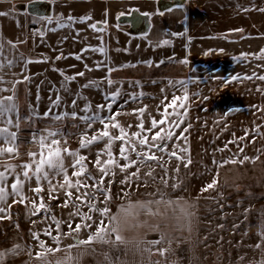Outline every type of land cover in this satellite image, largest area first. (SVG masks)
Listing matches in <instances>:
<instances>
[{
	"label": "rangeland",
	"instance_id": "obj_1",
	"mask_svg": "<svg viewBox=\"0 0 264 264\" xmlns=\"http://www.w3.org/2000/svg\"><path fill=\"white\" fill-rule=\"evenodd\" d=\"M52 3L64 6L52 8V13L41 14L40 18H35L37 13H32L28 30L43 33L49 17L52 22L65 18L63 21L68 23L65 25H70L67 28H73L75 24V35L68 33L69 43L73 47L76 42V50L82 54L81 63L88 64L92 60L93 67L91 77L95 85L91 88V98L86 96V105L90 107L86 113L88 116L98 114L106 118L119 112L116 119L131 135L139 131L136 127L139 123L138 113L134 110L146 107L143 120L147 129L151 127L153 117L158 121L162 118L164 105L169 104L174 97H179L176 105L169 107L168 111H186L187 116L181 128H174L173 131L179 135L181 129L191 125L185 133L187 141L176 140L175 137L167 141L169 151L176 150L179 153V147L189 149V152L179 154L185 160L190 157V165L185 167L174 157L156 152L157 156H163L161 163L164 167L158 166L156 161L140 165V178L130 181L131 187L120 183L125 174L117 169L115 183L111 185L112 199L105 205L100 202L103 197L97 194L94 201L97 207L107 206L110 215L123 216L122 208H127L129 203L163 198L190 206L189 211L194 212L195 216L191 218L189 231L187 220L176 219L182 215L178 206L166 208L164 204H153L152 212L159 210L166 215H150L140 210L137 221L141 226L123 233L132 241L127 246L93 243L69 249L68 246L76 244L77 240H86L101 219L108 224L107 217L89 213L96 222L92 228H86L78 234L62 235L59 243L61 251L38 258L37 254L43 250L39 242L33 239V232L40 233V240L46 246L56 248L57 244L50 236L43 234L50 224L53 229L55 224L51 220H44L43 213L30 215L31 199L36 198L30 190L36 187L33 178L24 187L25 195L30 198L26 202L27 206L13 203L18 197L11 195L4 204H0V207L5 208V212L0 213V217H3L0 218V254H3L0 264H57V261H63L69 255L73 258L70 264H131V258H136L138 254H143L147 264H233L243 261L254 263L259 255L264 256V239L258 233L264 230V111L258 110L264 109V81L256 78L264 75V59H256L253 55L259 54L264 47L260 45L262 49L253 48L256 51L246 57L231 50V56H215L212 59L210 46L205 50L207 42L202 41L203 38H208L209 43L212 38L235 40L244 34L252 38L263 37L264 12L259 9H264V0H52ZM81 4L82 7L79 6ZM69 15L75 18L89 15L97 29L102 31L96 33V30H91L86 36L87 40L82 41L86 30L76 22H69ZM238 29L243 31H236ZM30 40L27 39L21 45L28 52ZM164 40L170 43L162 44ZM97 47L105 49L102 56L97 55L98 51H91ZM217 52L223 53L224 49ZM28 55L31 58L30 52ZM67 59L71 60V57H66L65 62ZM95 65L101 68V72L94 71ZM58 72L61 73L59 68ZM246 76L253 78L245 79ZM109 79L113 82L111 85L107 82ZM15 88L19 115L25 119L21 121L18 131V137L23 140L18 143L19 155L12 156L10 160H0V172H5V184L9 191L15 173L6 171L4 165H16V172L19 173L21 169L18 166L31 161L28 153L40 151L32 141V134H44V129L59 131L60 135L55 138L60 139L61 144L66 140L67 147L79 150L81 155L88 157V161H95L96 153L104 148L105 142L80 148L81 133L86 131L85 122L79 119L83 115L77 113L75 119L69 116L59 121L53 119L54 116L28 119L24 81ZM73 90L76 91V88ZM117 91L120 95L113 101L111 97ZM185 95L187 100L183 99ZM133 96L137 98L133 99ZM108 104L112 105V112L108 111ZM181 104L184 107H180ZM97 105H105V108L100 110ZM176 119L175 116L169 117V120ZM160 127L167 129L168 125ZM102 129L103 124L97 120L87 129V135H95ZM110 131L113 135L119 134L118 129L110 127ZM152 134L142 133L149 137ZM238 137L245 139L228 143ZM237 144L244 148L243 153L238 152ZM119 148L120 142L117 141L113 145L117 159ZM131 155L136 159L135 153ZM244 156L251 159L243 164L226 163L219 166L224 161L242 159ZM72 162L71 157L65 158L69 176ZM120 163L125 161L120 160ZM88 170L99 179L100 174L91 163H88ZM150 170L154 179L145 175ZM133 171H136L135 167L129 169V172ZM161 177L167 180V185ZM214 179L217 180L215 187L202 191ZM57 181L62 182V178L56 177L53 183ZM105 184L107 186V178ZM43 185L45 192L41 195L50 204L51 214L62 222L71 220L73 227L81 223L79 217H69V212L75 211L71 205L68 208L58 207L65 199L63 191L58 193L59 200L49 201L47 183L43 182ZM122 188L127 195L121 192ZM81 211L88 212V209L82 206ZM157 224L160 225L159 230L154 227ZM61 232H68L65 223L61 224ZM162 234L166 236L162 244L153 246L148 243L160 240ZM52 235L57 233L53 231ZM140 241L142 243H138ZM180 243L182 250L177 246ZM257 244L261 247H255ZM145 249H151V252ZM157 249L169 251L160 255Z\"/></svg>",
	"mask_w": 264,
	"mask_h": 264
},
{
	"label": "snow or ice",
	"instance_id": "obj_2",
	"mask_svg": "<svg viewBox=\"0 0 264 264\" xmlns=\"http://www.w3.org/2000/svg\"><path fill=\"white\" fill-rule=\"evenodd\" d=\"M259 11L264 12V9H259ZM163 15V13H159ZM7 15V13L0 12V16ZM144 15H149L148 13H144ZM49 22H51V18H47ZM91 16L86 15L79 18H75L72 15H69L67 17V20L69 22H79V23H85L86 21L90 20ZM61 27H66L70 25L61 24ZM90 27L93 30L96 31H102V29H97L96 24H91ZM55 30V29H53ZM236 31H243L242 29H238ZM43 35V33H41ZM173 35H183L173 33ZM11 44L12 42L9 41ZM162 44H168L170 43L167 40H164L161 42ZM15 47V44L12 45ZM2 45H0V51H2ZM85 51H88V49H85ZM91 51H99L103 53L105 49L103 48H92ZM247 53L242 54V56L246 57ZM256 59H264V49L260 51L259 54H253ZM61 56H57L56 59H61ZM77 60L81 59V55L77 54L75 56ZM36 62H42V61H36ZM27 63H33V61L29 60ZM8 65H12V61L8 62ZM25 65V66H26ZM4 67L3 64H0V70H2ZM87 67V65H85ZM54 71L56 69H53ZM91 70V69H89ZM111 71V70H109ZM63 75V73L61 72ZM77 76H83L84 72H78L76 74ZM253 75H256L255 73ZM75 76L72 77H65L66 80H75ZM245 79H252L251 76L244 77ZM257 79L264 81V75L256 76ZM233 79H239V77H233ZM24 80H30V77L25 76ZM0 82H3V77H0ZM23 81H16L15 83H22ZM109 85H111L113 82L112 80L107 81ZM138 83V82H137ZM95 85V82H89L88 84L83 85V87L88 88ZM98 87V85H96ZM259 90V89H258ZM0 91H12L13 95L10 96H3L0 97V121H2L6 126L0 127V139L3 140V143L8 145L7 147H0V155H9V156H18L19 155V144L17 143L19 137H18V131L20 129V123L24 117H21L19 115L18 107L15 103H13L14 95H15V86H13L12 89H0ZM163 91V90H162ZM120 95V93L117 91L114 93L111 97L113 101L116 100V98ZM140 96H143V93L139 94ZM136 96H133V99H136ZM187 95L184 96V100H187ZM165 99H167L165 97ZM179 97H174L173 100L169 104L164 105V110L161 113L162 118L158 121L154 117L151 119V127L145 128L143 116L146 112L145 108H140L134 110V112L138 113V119L139 123L136 125V127L139 129V131L132 132L131 135L126 131L124 126H122L119 121L116 119L118 115H120L119 112L108 116L106 118H101L98 114L93 116L84 115L79 117L80 120L84 121L86 124V131L84 133H81L80 138V148H89L94 143H99L101 141H104V148L99 150L96 153V159L95 161H88V157L81 155L79 153V150H72L69 147H67V141L65 140L63 144H61V140L57 139L58 135H60L59 131H50L45 130L46 135L44 134H32V141L36 143L40 149L39 153L36 152H29L28 155L31 158V161L28 163H24L22 165H19L21 171L19 173L16 172V165L6 164L4 165L6 171H11L15 173L14 182L10 185V191L6 187V175L5 172H0V204H4L7 201V198L11 195L14 197H18V199H14L13 203H21L25 204L27 206L26 202L30 199L27 197L24 193V187L25 183L28 181H31L33 178L36 181V187L31 188L30 190L34 193L35 199H31V210L30 215L32 216H38L41 213H43V219L44 220H51L53 224H55V228L53 229L51 224L46 228L43 232L44 235L50 236L52 240L57 244L56 248H51L46 246L45 242L43 240H40V233L33 232L32 236L33 239L37 240L39 242V247L43 250L42 252L38 253V258H43L48 253H56L61 251L59 248V243L62 235H72L73 233H79L82 230L86 228H92L93 223H96L93 221V216L89 215V213H99L101 217H107L108 218V224H105L104 220L101 219L96 224L95 231L88 236L86 240H77L76 244L69 245V249L72 247H78L81 245H91L93 243H101V244H111L116 247H119L120 245L127 246L128 244L132 243V241H129L125 235H123L124 231L135 229L137 227H140L141 225L137 221V217L140 214V210L146 211L150 215H160L165 216V212H160L157 210L156 212L151 211V206L153 204H156L157 206L164 204L165 207H172L173 205H176L179 207L180 212L182 213L181 216L176 217L177 221L180 220H187V227L189 231L191 230V218L195 216V213L192 211H189V207H186L185 205L181 204L180 201H171L167 200L165 201L163 198L160 200L155 201H146V202H135V203H129L127 208H122L123 216L121 215H110V208L107 206L103 208L97 207V204L94 202L97 199V194H99L101 197H103L101 203L107 205V203L112 199V193H111V185L115 183L114 177L116 176V170L118 169L119 172L124 173V179L120 181L122 185H126L128 187H131L130 181L134 179L140 178V172H139V166L142 164H145L148 161H156L157 165L160 167H164L163 163L161 161L163 160V156H157L156 152L160 153H166L169 158H175L177 161H180L184 164L185 167L190 165L192 163L190 157L185 160L184 156H181L179 153H187L189 152V149L187 147H179V153L176 150L169 151V146L167 141H172L175 137L176 140L183 139L184 141H187V136L185 133L188 132L189 128L191 127L190 124L185 126L183 129H181L180 134L176 135V133L173 131V129H180L181 125L185 123V117L187 116V112L180 113L177 111H173L169 113L168 109L169 107H174L177 103V100H179ZM59 101L60 97L57 96L56 100L53 102L52 107H59ZM163 103V102H162ZM72 107H76V100L72 101ZM159 107V106H158ZM180 107H184L183 104L180 105ZM97 108L100 110H103L105 108V105H97ZM107 109L109 112H112V105L108 104ZM90 110L89 106H85L82 111L88 112ZM259 111H264V109H259ZM51 111V108L49 109V112ZM15 113V120L13 119L12 114ZM45 116H48V113H45ZM71 117L73 119L77 118V113L72 112L64 113L63 116L56 115L53 117V119L59 121L66 117ZM175 116L177 117L176 120H169V117ZM28 119H31V117H27ZM99 120L101 124H103V129L98 131L95 135L88 136L87 135V129H90L92 126V123ZM107 121V122H105ZM167 124L168 127L165 129L164 127H160L162 125ZM14 127L17 129V131H10L9 127ZM110 127L112 129H118L119 134L113 135L110 131ZM131 127V125H129ZM159 128V130H156ZM156 130V131H154ZM144 132H150L153 133L151 137L148 135H142ZM258 132V129H257ZM234 135V134H233ZM247 135V133H246ZM245 137H238L236 140L229 141L228 143H237V140H243ZM120 142V148H119V159H117L113 152V145L115 142ZM254 142V141H253ZM238 152L243 153L244 148L240 147L239 144H237ZM225 148H227V144L225 145ZM147 149V150H145ZM155 149V151H153ZM224 149H220V151H223ZM132 153H135L136 159L132 158ZM38 156V159H37ZM71 157L72 158V173L71 176L68 174V167L65 164V158ZM106 157V159L104 158ZM248 156H244L242 159H229L227 161L222 162L219 166H223L226 163H232V164H243L245 161L250 160ZM256 159H259V157H256ZM120 160L125 161V163L121 164ZM87 161V163H86ZM88 163H91L92 166L99 172V179H97L95 176H93L92 172L88 170ZM216 163V161H214ZM135 167L136 171L129 172V169ZM176 171H179V167H177ZM147 177H153L152 171H148L145 173ZM56 177H61V181H57L56 183H53V180ZM107 178V186L105 184V180ZM162 182L167 185V180H165L163 177H161ZM43 182L47 183V194H48V200H59V191H63V194L65 196L63 204L58 205V207L68 208L69 205H71L75 211L69 212V217H79L81 220V223L75 224L73 227V223L71 220L69 221H60L56 218L55 215H52V209L50 204L45 202V198L41 193L45 192V187L43 185ZM217 183V180L214 179L212 183L208 184L202 191H207L208 189H212L215 187ZM138 187V186H137ZM173 187H178V185H173ZM89 189H92L94 191H89ZM121 192L124 195H127L124 191V189H121ZM87 207L88 212H82L81 207ZM10 207V206H9ZM175 211V208L173 209ZM5 208L0 207V213H4ZM3 218V217H0ZM89 221H92V223H89ZM35 223V221H32ZM65 223L68 228L67 233L61 232V224ZM159 230L160 225H154ZM55 231L57 235L53 236L52 232ZM114 236V239L112 237ZM166 239V236L164 234L161 235L160 240L155 241H149L148 243L155 246L159 245L163 240ZM142 243V241L138 242ZM138 246V245H137ZM255 247L260 248L261 245L257 244ZM145 251L151 252V249H145ZM160 255H165L166 252L169 251V249H157ZM3 254H0V257H2ZM72 257L69 255L66 257L63 261H57V264H70L72 261ZM105 259L107 260L108 257L106 256ZM243 259V257H241ZM158 264V262H157ZM259 264H264V260L260 261Z\"/></svg>",
	"mask_w": 264,
	"mask_h": 264
},
{
	"label": "crops",
	"instance_id": "obj_3",
	"mask_svg": "<svg viewBox=\"0 0 264 264\" xmlns=\"http://www.w3.org/2000/svg\"><path fill=\"white\" fill-rule=\"evenodd\" d=\"M61 6L64 5H55L52 3V0H0V12L7 13V15L0 16V45L3 46L2 51H0V64L4 65L3 69L0 70V77H3V82H0V89H12L13 86L16 87V85H21V83H15L16 81H24L27 88L25 112L33 118L53 117L56 115L63 116L66 112L69 114L76 112L83 116L87 115L82 109L86 106V96L91 98L92 86L85 88L83 85L92 82L93 78L91 77V73L93 67L91 65L92 60H89L88 64H82V58L80 60L75 58L77 54L82 55L76 50V42L73 47L69 43L68 33L75 35V24L73 28L61 27V24H68L63 21L65 18H61L62 20L60 21L57 19V21L47 22V25L44 27L45 31L43 35L29 32L28 30V20L32 13H37L35 18H40L39 16H41V14L44 16L47 12L52 13V8L57 9ZM79 6L82 7L83 5L81 4ZM76 23L80 24V26L82 25L81 28L86 30L84 33L85 39L82 41L87 40L88 37L86 38V36L91 33V30L93 31L90 25L95 24V21L88 20L85 23ZM95 32L98 33V31ZM27 39H31L29 46L31 58H29V52L21 48V45H23ZM218 39L219 38H212L210 43L208 38H203L202 40L207 42L205 43V50L208 49L207 46H210L212 59L215 56L222 58L231 56V50H234L233 53L236 52V54L242 55L247 53L250 55L253 51H256L253 48L260 47V45L264 47V36L252 38L244 34L239 38L237 37L235 40ZM9 41L12 43L10 44ZM105 41H107V39H105ZM144 42H146V40ZM13 44H15V47L12 46ZM222 48L224 52L219 54L217 51H220ZM102 54L103 53L99 52L97 55L102 56ZM84 55L86 54H83V56ZM57 56H61L62 58L56 59ZM68 56L71 57V60L67 59L65 62ZM47 59L50 61H47ZM29 60L33 61V63H27L26 65V62ZM9 61H12L11 66L8 65ZM85 65H87V67H85ZM80 66H82V68ZM58 68L66 75L59 73ZM53 69L56 70L54 71ZM80 71L84 72L83 76L76 77V75H73L75 72L78 73ZM94 71L101 72V68L95 65ZM25 76L30 77V80H24ZM72 76L76 77L75 80L69 81L65 79V77ZM99 78H102L101 73ZM75 88L76 91L73 90ZM10 95H13L12 91H0V97ZM57 96L60 97L59 107H52ZM73 100H76V102L79 101L75 108L72 107ZM13 103L18 107V99L16 96H14ZM77 105H82V107L77 108ZM50 108L51 111L49 112ZM46 112L48 116H45ZM12 116L15 120V113H13ZM5 126L6 125L0 121V127ZM8 127L10 131H15L13 127ZM46 134L44 129V135ZM7 146L8 145L4 144L3 140L0 139V147ZM11 157L12 156L9 155H0V160H7V158L10 160ZM258 233L259 237L264 239V230ZM162 243L163 242H161V244ZM177 246L182 250L181 243L177 244ZM262 260H264V256L259 255L257 261L254 263H246L243 261L242 263L234 262L233 264H259Z\"/></svg>",
	"mask_w": 264,
	"mask_h": 264
},
{
	"label": "bare ground",
	"instance_id": "obj_4",
	"mask_svg": "<svg viewBox=\"0 0 264 264\" xmlns=\"http://www.w3.org/2000/svg\"><path fill=\"white\" fill-rule=\"evenodd\" d=\"M161 239V238H160ZM156 240H158V239H156ZM137 254H135V256H136ZM132 259V258H131ZM134 260L131 262V264H138V263H140V262H142V261H144V256H143V254L142 255H137L136 256V258L134 257L133 258ZM142 264H147V261H146V259H145V261L142 263Z\"/></svg>",
	"mask_w": 264,
	"mask_h": 264
},
{
	"label": "trees",
	"instance_id": "obj_5",
	"mask_svg": "<svg viewBox=\"0 0 264 264\" xmlns=\"http://www.w3.org/2000/svg\"><path fill=\"white\" fill-rule=\"evenodd\" d=\"M20 141H23V140L19 138L18 141H17V143H19Z\"/></svg>",
	"mask_w": 264,
	"mask_h": 264
}]
</instances>
